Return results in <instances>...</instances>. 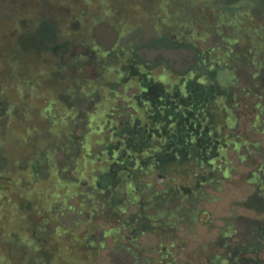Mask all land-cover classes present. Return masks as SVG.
<instances>
[{
    "label": "trees",
    "instance_id": "1",
    "mask_svg": "<svg viewBox=\"0 0 264 264\" xmlns=\"http://www.w3.org/2000/svg\"><path fill=\"white\" fill-rule=\"evenodd\" d=\"M84 1L92 4L91 0ZM5 2H10L12 7L20 4L18 0ZM180 14L183 16V12ZM238 14L230 18L229 24L234 27L233 38L224 39L226 43H231L223 51L218 47L222 45L219 42H213V47L195 48L193 40L205 39L207 37L205 33L200 36L201 39L199 37L187 41L176 39L188 49H194L197 58L196 65L180 75L170 72L165 66L133 58L131 50L121 49L119 53V48L115 52L109 49L106 56H113L118 62L108 65L103 63L106 60L99 61L96 65L92 58L89 56L88 60L83 52L74 55L73 60L78 61L79 57L84 60L76 63L78 66L74 68L69 66L68 70L78 73L85 71L83 66H90L91 73L88 76L96 79L85 80L87 86L103 83L109 92L102 93L92 86L89 95L84 96L74 91V94L53 96L50 106L45 110L50 112L51 106H55L53 108L55 111L61 106L65 107L63 97H68L67 108L73 111V116L64 122L58 121L56 125L55 119L51 120V126L45 128L55 137L65 135L66 138L64 147L57 146L52 154L46 150V143L41 136L33 138L26 135L27 133H20L19 138L13 139L11 147L5 148L3 145L6 144L9 135L17 137V134L14 131L6 134L7 129L5 131L0 129V264H95L94 251L104 246L127 256L124 258L109 255L116 263L184 264L182 260L171 256V248L175 242L178 243L172 231L175 222L179 221L181 226L190 223L188 227H191V224L197 225L199 222L197 211L192 213V210H196L205 200L215 201L216 198L209 192L223 191L219 189V185L226 184L225 180L229 179L234 185L236 182L234 176L239 165L246 168L250 166L244 180L252 189L242 204L246 209L259 213L252 214L250 219L243 217L240 221L242 232L238 240L235 238L237 236L235 225L227 222L224 229L219 232V236L225 240L223 245L225 256L213 255L206 259V264H259L256 257L251 256L248 259L246 255L256 253L255 250L259 248L261 241H264V211L247 207L245 203L252 198L264 200V162L253 165L261 153L258 142L250 139L251 131L255 135H264L262 119L264 75L261 72L264 63L256 66L251 63L249 49L243 42L246 26L241 25ZM222 24L223 17L220 16L215 27L217 34ZM36 27L39 28V38L32 35L26 38L17 34L15 44L22 52L39 53L46 49V46L49 48L54 46L58 58H62L68 52H74L75 45L70 47L67 42L60 39V26L55 20L44 19L42 23L37 22ZM248 27L252 32L258 26L255 27L251 23ZM162 37H165L168 45L158 43L159 45L169 46L170 43H174L173 40L166 38V34ZM238 41L239 44L246 46L244 52L230 48V45L237 44ZM90 44H81V47L85 48L84 52L95 50L93 42ZM257 46L255 52L259 54V59L264 60V56H260L264 54V48ZM215 51L216 57L227 53L225 62L234 59L233 66H229L231 70L220 68L214 63L216 58L208 56ZM125 52H129L128 57L124 55ZM119 61L123 63L121 62V66L117 68ZM60 65L61 70L66 68L64 64ZM157 68L160 70L159 73ZM244 69L251 70L245 75ZM119 73L123 75L120 79L114 76ZM152 73L167 74L177 77V80L172 78L167 81L156 80ZM12 74L10 67L8 75ZM238 76L242 81L245 79V86H238L237 83L240 82ZM131 78H136L135 84L129 83ZM256 82L263 87L259 93H255ZM129 97H136V105L143 111L142 118L133 120L130 118L133 113L122 101L123 98ZM85 99L93 106V110L91 112L87 109L82 112L83 132L80 139L79 137L76 139L78 151L68 160L61 161L59 167L52 161V157L59 149L62 151L65 148L66 153H70L69 147L73 146L75 137L68 131L67 125L74 116L81 115V110L74 111V107ZM106 99L112 101V106L102 114L100 110H103ZM117 99L126 109L124 116L118 111L123 106L115 104ZM248 99L252 102L250 115L246 121H241V113L237 108L241 102ZM10 110L0 104V118L6 115L10 123H14L13 126H18L20 122L10 114ZM104 115L108 117L104 118ZM229 116L232 120L231 125L226 122ZM99 118H104L108 123L110 133L108 140L103 141V149L91 156L88 141L92 131H96L97 134L101 132L100 125L96 123L98 128L96 129L92 124ZM45 129H42L43 133ZM226 138L231 143L227 144ZM240 139H247L256 146L248 147L250 154L243 147L235 148ZM221 149L225 152L224 157L218 153ZM104 156L107 157V165L101 162ZM6 162L8 164L3 167L2 164ZM81 162L83 166L89 165L88 168L84 166V170H81ZM225 162L227 164H224ZM235 162L238 165L234 164ZM245 162L248 165H243ZM70 165L82 174L84 179L78 180L70 175L68 171ZM45 166L47 168H44ZM11 168H15L14 175L7 181L5 177L12 173ZM158 177L161 178L160 182L157 180ZM177 178L179 184L176 182ZM227 186L231 188L230 185ZM80 187L83 189L78 192L77 188ZM88 196H93L97 208L93 206L94 210L82 212L88 217L80 224L88 221L92 235L84 236L86 240L82 241L81 245L78 244L79 238L74 234L84 235L85 230L82 228L79 231H72L68 223L62 219L68 214V207H72L74 202L86 200ZM70 199H73V204L66 205L65 202ZM188 199L193 201L188 202L189 207H186L184 202ZM85 204L92 207L88 201ZM131 209L135 212L123 218L122 215ZM105 212L112 216L113 221L106 220L100 225V236L94 239L91 217L103 216ZM42 216L41 221H36L37 217ZM77 222L72 224L77 225ZM44 223L53 226L49 230L42 226ZM144 235H152L156 239L153 247L154 258L142 257L139 239ZM79 248L82 252L81 250L76 252ZM181 248L182 246L180 250ZM206 251V247L202 246L201 252Z\"/></svg>",
    "mask_w": 264,
    "mask_h": 264
},
{
    "label": "rangeland",
    "instance_id": "2",
    "mask_svg": "<svg viewBox=\"0 0 264 264\" xmlns=\"http://www.w3.org/2000/svg\"><path fill=\"white\" fill-rule=\"evenodd\" d=\"M18 1L20 4L15 7L13 5V8L10 2L0 0V104L11 109L10 114L20 122L18 126H13L14 123H10L6 115L0 118V129L2 131L7 129L6 134H11L13 133L12 131L17 134V137L13 134L9 135L6 144L3 145L5 148H10L13 139L19 138L20 133H27L26 135L33 138H39L41 136L43 142L46 143V150L52 154L57 146L64 147L66 138L65 135L55 137L52 132H49L45 128L51 126V120L55 119L54 125H56L58 121L64 122L65 119L73 116V111L67 108L69 107L66 102L68 97H63L64 101L61 97H58L65 103L63 105L67 109L61 106L55 111L53 110L55 106H51L52 109L50 112L45 110L50 106L53 96H64L67 95V93L74 94V91L84 96L89 95L92 86L102 93L109 92L103 83H95L92 86H87L85 80L90 78L95 81L96 79L95 77L88 76V74L91 73L90 66H83V70L85 71H79L78 73H72V71L68 70L69 66L74 68L78 66L76 63L84 60L81 57H79L78 61L73 60L74 55L82 52L88 60H90V56L96 65H98L99 61L104 60L106 61L103 63L108 65L118 62L113 56H106V52L109 49L115 52L119 48V53H121V49L123 51L131 50L133 58L139 61H147L158 66H165L170 72L180 75L191 70L196 65L197 58L194 54V49H188L186 45L178 43L176 39L178 38V40L181 41L192 40L195 37L200 38V36L205 33L207 35L205 39L200 38L201 40H193L192 43L195 48L205 49L209 46L213 47V42H219L222 45H218V47L223 51L228 47V44L231 43H226L224 39L233 38L232 32H234V27L229 24L230 18L233 17L234 14L239 13L238 18L241 25L246 26L243 32V42L249 49L251 63L253 66L264 63V60L259 59V54L255 52L258 47L257 45H259V48H264V42H260V40H264V0H91L92 4H87L84 0ZM182 12L183 16L180 14ZM220 16L223 17V24L218 30L219 34H217L215 27ZM44 19H53L57 22L60 26V39L67 42L70 47L75 45L74 52H68L64 54L62 58H58V52L54 46L49 48L43 45L46 46V49L39 53H31V51L22 52V50L16 46L17 34L26 36V38L30 35L39 38V28H37L36 25L37 22L42 23ZM35 23L36 25H34ZM251 23L255 27L258 26L257 29L252 31L253 33L250 32L251 28L248 27L249 25L251 26ZM164 34L167 35L166 38L173 40L174 43H170L169 46L159 45L158 43L168 45L165 37H162ZM123 38H125V41H123ZM257 41L259 42L257 43ZM92 42L95 46V50L84 52L83 49L85 48L81 47V44H92ZM239 42L240 41H238L237 44H233L234 46L230 45V48L244 52L246 46L239 44ZM129 52H125L124 55L128 57ZM216 53L215 51L208 56L210 58H216L214 63L218 64L220 68L229 70V66H233L234 59L231 60V62H225L227 53L222 56L218 55L217 57ZM260 56L263 57L264 54L262 53ZM121 62L123 63V61H119L120 64L117 68L121 66ZM60 64H64L66 68L61 70ZM10 67H12L13 71L12 76L8 75ZM249 70L244 69L245 75ZM159 72L160 70L158 69L157 73ZM261 72L264 75V69H262ZM234 74L236 75V72ZM90 75L94 76V74ZM151 75L154 79L160 81H167L170 80V78L177 80V77H171L167 74L156 75L152 73ZM114 76L118 79L123 77L120 73ZM105 77H109V75H105ZM237 78H239L240 81L237 83L238 86H245V79L242 81L239 76ZM135 79L136 78H131L129 83L135 84ZM256 84L255 93H259L263 87L260 86L258 82H256ZM249 99L245 102H241L240 106L237 108V111L239 110L241 113V121H246L249 118L252 106V102ZM122 101L125 107L133 113L130 115L132 120L142 118L143 111L137 107L136 97L123 98ZM115 104L120 107L123 106V108L118 111L121 113V116H124L126 113L124 105L121 104L119 99H117V103ZM111 106L112 101L106 99L105 103H103V110H100L101 113L104 114L106 109H111ZM92 107L93 106L87 99L83 102H79L78 105L74 107V111L81 110V115L74 116L70 124L67 125L68 131L75 137L72 143L73 146L71 145L72 147H69V154L66 153L65 148L62 151L59 149L57 153H55L54 157H52V161H54L57 166L60 167L61 161L65 159L68 160L69 157L74 156L75 152L78 151L76 139L78 137V139H80V135L83 132L81 120L84 114L82 112L87 109H90L89 111L92 112ZM143 110H145V108H143ZM4 113L5 111L3 114ZM107 114H109V112H107ZM44 115H48L49 117H45ZM107 117L108 115H104V118ZM104 118H99L97 122H92L96 129H98L97 125L101 126V132L98 134L96 131L91 132L89 143L87 142L89 144L88 151L91 153V156L98 154L100 150L103 149V141L105 142L108 140L107 137L110 131L108 130V123L104 121ZM262 119L264 118L262 117ZM226 122L230 125L232 124L231 116L227 118ZM42 129L46 131L43 133ZM250 139L258 142L259 152L261 153L253 162V165L256 166L260 162H264V135H255L251 131ZM225 142L227 144L231 143L227 138ZM239 146L243 147L248 154H250L248 149L249 146L256 147L247 139H240L238 143L235 144V148L237 149ZM18 152L17 155H19ZM218 153L220 156L224 157L225 152L223 149L219 150ZM106 158L105 156L101 158V162L104 165L108 164ZM70 162L71 161H69V163ZM6 164H8V162L2 164L3 167H6ZM224 164L227 163L225 162ZM234 164L238 165L237 162ZM243 165H248V163L245 162ZM84 166L87 169L89 165L86 164ZM84 166L83 162H81L80 169L84 170ZM44 168L47 167L45 166ZM11 170L12 173L5 177L7 181L14 175L15 168H11ZM249 170L250 166L246 168L239 165L234 176L236 181L234 185L227 179L225 180L226 184L219 185V189H223V191L209 192L210 195L216 198L215 201L208 202L205 200L201 205L197 206L196 210H192V213L197 211L196 215L199 220L197 225L191 224V227H188L190 223L186 226H181L179 221L175 222L172 231L174 237L178 239V243L175 242L171 248V256L173 258L182 260L184 264H206V259L213 257V255L218 254L221 257L225 256L223 250L225 240L219 236L221 229H224L227 222H231L235 225L237 231V236L235 238L238 240L242 232L240 221L243 217L250 219L252 214L259 213L246 209L242 204V201H244L247 195L252 191L251 187L245 184L244 180ZM68 171L70 175L76 179H84L82 174H79L72 165L68 166ZM225 171H227V169H225ZM23 178L25 179V177ZM176 182L179 184L178 178ZM34 183L37 184V182ZM227 184L230 185L231 188H228ZM90 185L92 186L93 184H89V186ZM81 189L83 188H77V191H82ZM86 201H88L92 207L87 206L85 204ZM191 201L193 200H186L184 202L185 206L189 207L188 202ZM65 204L72 205L73 199L67 200ZM65 204L64 206H66ZM94 204L93 196H88L86 200L74 202L73 206L75 208H73V206L70 208L68 207V214L62 219L68 223L72 231H79L82 230V228L85 230L86 234L84 235L80 233L74 234L79 238L78 244L82 245L81 242L86 240L84 236L90 237L92 235L89 222L86 221L82 224H80V222H83L88 217V215L82 212L94 210L93 206L96 207ZM59 205H61V203H59ZM245 205L264 211V200L261 201L257 198H252L246 201ZM74 212L82 214L76 215ZM134 212L135 211L131 209L128 212L129 214L122 215V217L124 218ZM148 213H151V211H148ZM44 216L47 217L46 215ZM42 218L43 216L37 217L36 221H41ZM106 220H110V222L113 221L112 216L107 212H105L103 216L94 215L91 217V225H94V239L100 236L101 229L99 226L104 224ZM76 221H78L76 223L77 225L72 224ZM42 226L50 230L53 224L44 223ZM57 236L59 237V235ZM155 240V237L152 235H144L139 239L142 257H155V253L153 252ZM106 245H108V242ZM179 245L182 246L181 250ZM202 246H205L207 249L205 253L201 252ZM80 250L79 248L76 252ZM96 250L97 251H94L95 258L93 261L95 264H121L116 263V260L109 255H119L124 258L126 256L115 250L114 251L117 253L111 251L107 246L97 248ZM255 251L256 253H248L246 255L247 258L250 259L251 256H254L258 259L259 264H264V241H261L259 248Z\"/></svg>",
    "mask_w": 264,
    "mask_h": 264
},
{
    "label": "water",
    "instance_id": "3",
    "mask_svg": "<svg viewBox=\"0 0 264 264\" xmlns=\"http://www.w3.org/2000/svg\"><path fill=\"white\" fill-rule=\"evenodd\" d=\"M159 182L161 181V178L160 177H158V179H157Z\"/></svg>",
    "mask_w": 264,
    "mask_h": 264
}]
</instances>
